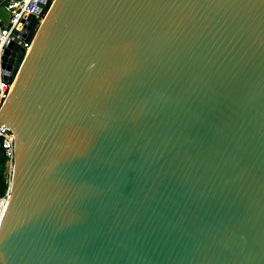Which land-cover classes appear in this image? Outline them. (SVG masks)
<instances>
[{
  "label": "water",
  "instance_id": "water-1",
  "mask_svg": "<svg viewBox=\"0 0 264 264\" xmlns=\"http://www.w3.org/2000/svg\"><path fill=\"white\" fill-rule=\"evenodd\" d=\"M24 53L0 264H264V0H55Z\"/></svg>",
  "mask_w": 264,
  "mask_h": 264
},
{
  "label": "built area",
  "instance_id": "built-area-1",
  "mask_svg": "<svg viewBox=\"0 0 264 264\" xmlns=\"http://www.w3.org/2000/svg\"><path fill=\"white\" fill-rule=\"evenodd\" d=\"M54 0H0V114L8 100L12 90L14 89L15 82L18 74L13 76V80L6 79V70L4 69L3 58L6 49L10 42H17L21 48L25 49L23 60L29 54L33 47L35 38L39 29L41 28L44 20L52 7ZM51 2L49 10L44 13V10ZM43 6L42 8L40 6ZM35 18L33 28L29 30L32 18ZM35 30V31H34ZM28 36L30 41L25 42L24 37ZM0 142L2 144L3 152L7 158L5 178L9 184V190L6 195L0 197V230L6 214L12 180L15 172V149H16V136L5 124L0 125Z\"/></svg>",
  "mask_w": 264,
  "mask_h": 264
},
{
  "label": "trees",
  "instance_id": "trees-1",
  "mask_svg": "<svg viewBox=\"0 0 264 264\" xmlns=\"http://www.w3.org/2000/svg\"><path fill=\"white\" fill-rule=\"evenodd\" d=\"M50 4L51 2L48 4L43 14H45L49 10ZM6 163L7 158L3 152L2 144L0 142V197L5 196L7 191L9 190V184L7 183V180L5 178Z\"/></svg>",
  "mask_w": 264,
  "mask_h": 264
},
{
  "label": "bare ground",
  "instance_id": "bare-ground-1",
  "mask_svg": "<svg viewBox=\"0 0 264 264\" xmlns=\"http://www.w3.org/2000/svg\"><path fill=\"white\" fill-rule=\"evenodd\" d=\"M34 45V44H33ZM33 48V47H32ZM32 48H31V50H32ZM31 50L29 51V53L31 52Z\"/></svg>",
  "mask_w": 264,
  "mask_h": 264
},
{
  "label": "rangeland",
  "instance_id": "rangeland-1",
  "mask_svg": "<svg viewBox=\"0 0 264 264\" xmlns=\"http://www.w3.org/2000/svg\"><path fill=\"white\" fill-rule=\"evenodd\" d=\"M54 1H55V0H54ZM54 1H53V2H54ZM52 4H53V3H52Z\"/></svg>",
  "mask_w": 264,
  "mask_h": 264
}]
</instances>
